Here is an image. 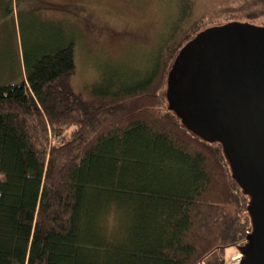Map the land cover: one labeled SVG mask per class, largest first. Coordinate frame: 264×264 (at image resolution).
I'll list each match as a JSON object with an SVG mask.
<instances>
[{
  "label": "trees",
  "instance_id": "1",
  "mask_svg": "<svg viewBox=\"0 0 264 264\" xmlns=\"http://www.w3.org/2000/svg\"><path fill=\"white\" fill-rule=\"evenodd\" d=\"M210 24H175L143 70L79 87L74 36L24 46L19 79L0 81V264H228L250 195L165 96L171 62Z\"/></svg>",
  "mask_w": 264,
  "mask_h": 264
},
{
  "label": "water",
  "instance_id": "2",
  "mask_svg": "<svg viewBox=\"0 0 264 264\" xmlns=\"http://www.w3.org/2000/svg\"><path fill=\"white\" fill-rule=\"evenodd\" d=\"M165 96L188 130L222 143L250 195L252 231L237 264H264V27L228 22L198 32L171 62Z\"/></svg>",
  "mask_w": 264,
  "mask_h": 264
},
{
  "label": "rangeland",
  "instance_id": "3",
  "mask_svg": "<svg viewBox=\"0 0 264 264\" xmlns=\"http://www.w3.org/2000/svg\"><path fill=\"white\" fill-rule=\"evenodd\" d=\"M199 17L211 21L210 28L228 22L264 27V0H0V81L19 79L24 46L56 44L61 33L75 39L76 87L116 71L143 70L175 24L182 30ZM235 254L225 250L227 263Z\"/></svg>",
  "mask_w": 264,
  "mask_h": 264
},
{
  "label": "built area",
  "instance_id": "4",
  "mask_svg": "<svg viewBox=\"0 0 264 264\" xmlns=\"http://www.w3.org/2000/svg\"><path fill=\"white\" fill-rule=\"evenodd\" d=\"M240 260V255L237 253L230 257L228 264H237ZM198 264H205L204 262H199Z\"/></svg>",
  "mask_w": 264,
  "mask_h": 264
},
{
  "label": "crops",
  "instance_id": "5",
  "mask_svg": "<svg viewBox=\"0 0 264 264\" xmlns=\"http://www.w3.org/2000/svg\"><path fill=\"white\" fill-rule=\"evenodd\" d=\"M231 256H233V255H231Z\"/></svg>",
  "mask_w": 264,
  "mask_h": 264
}]
</instances>
